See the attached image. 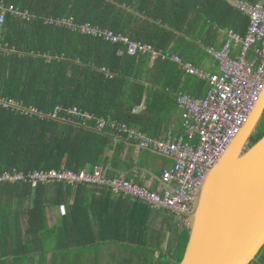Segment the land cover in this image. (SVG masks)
Returning a JSON list of instances; mask_svg holds the SVG:
<instances>
[{
  "label": "trees",
  "instance_id": "trees-1",
  "mask_svg": "<svg viewBox=\"0 0 264 264\" xmlns=\"http://www.w3.org/2000/svg\"><path fill=\"white\" fill-rule=\"evenodd\" d=\"M0 3L7 9L16 8L15 12H7L0 31V95L37 111L24 115L0 107V177L5 173L25 177L22 181L0 182V212L15 207L28 209L25 216L14 213L13 219L9 213H0V251L3 257L46 253L50 249L65 254L75 249L70 241L62 243L68 228L60 231L62 236L57 230H50L46 226V208L73 197L72 208L82 209L85 203L80 194L87 183L72 185L49 180L33 186L29 175L52 170L92 172L96 166H103L111 177L119 167L117 161L121 160L126 144L116 138L126 134H119L108 125L100 132L98 120L128 124L156 139L166 123L163 116L168 114L170 118L176 112L181 91L188 89L195 97H202L208 90L206 82L187 75L171 59L151 55L132 57L126 52L120 55L121 46L84 34L79 27L90 24L110 29L149 43L165 54H174L170 52L174 46V52L186 62L187 52L174 43L172 31L188 19L203 20L204 31L208 25L210 37L197 38L210 47L217 38V27L246 35L250 18L227 0H0ZM69 21L77 29L69 28L65 23ZM186 33L193 34L190 29ZM142 105L144 111L136 114L135 110ZM74 109L78 115L89 114L94 119L85 121L69 113ZM187 134L185 130L184 136ZM263 136L264 130L258 132L252 144ZM50 186L58 192L53 202L49 199ZM189 232L190 229L185 233L180 261ZM51 238H55L51 246L46 245L44 242Z\"/></svg>",
  "mask_w": 264,
  "mask_h": 264
},
{
  "label": "built area",
  "instance_id": "built-area-1",
  "mask_svg": "<svg viewBox=\"0 0 264 264\" xmlns=\"http://www.w3.org/2000/svg\"><path fill=\"white\" fill-rule=\"evenodd\" d=\"M235 6L250 18V25L245 36L230 32L228 42L220 52L216 53L220 62V75L208 74L193 64L185 62L177 54H165L164 51L149 43L116 34L110 29H101L90 24L79 27L84 34L121 46L120 55L126 52L132 57L151 55L164 60L171 59L187 74L208 81L210 89L206 97L197 100L188 95L181 96L180 106L183 110L184 127L188 134L182 135L179 139H173L172 134H169L168 140L152 139L128 124L112 120L108 124L103 119L97 121V130L100 132L104 131L108 125L119 134H128L135 138L138 145H142L141 147L152 148L165 156L172 157L175 163L162 172V181L170 186L171 190L158 194L121 175L109 177L103 166H96L92 172L88 170L81 172L65 170L61 173L56 170L37 171L29 175L33 185L37 186L39 182L45 183L49 180L72 185L102 184L115 191H122L145 200L155 208L190 211L196 194L207 177L208 170L228 151L254 110L264 89V2L250 3L237 0ZM15 11L14 6L7 9L3 3H0V31L6 22L7 12ZM65 23L69 28L77 29L72 21ZM22 106L23 104L14 99L8 100L0 95V107L13 109ZM33 113L37 111L30 109L27 115ZM69 113L78 115L77 109ZM78 116L85 121L94 119V116L89 114ZM24 178L23 174L5 173L0 177V182H16Z\"/></svg>",
  "mask_w": 264,
  "mask_h": 264
},
{
  "label": "crops",
  "instance_id": "crops-1",
  "mask_svg": "<svg viewBox=\"0 0 264 264\" xmlns=\"http://www.w3.org/2000/svg\"><path fill=\"white\" fill-rule=\"evenodd\" d=\"M227 1L235 6L237 0ZM143 18L149 20L147 17ZM203 22L195 17L188 19L179 29L172 31V37L179 49L187 52L186 62L209 73H220L216 53L222 50L229 33L234 30L217 27L215 29L217 38L211 42L213 46L209 47L200 40L206 36L210 37L211 30L207 28V25L204 31ZM188 29L193 33L191 36L186 33ZM174 49L175 47L171 46L170 52L182 58L179 53L174 52ZM206 93L207 91L205 95ZM186 94H192V92L188 89L181 91L178 95L176 112L170 118L168 114L163 116V121L166 123L162 127V133L156 139L165 140L169 134L175 135L183 131L179 129L177 121L178 112L180 115L183 112L180 98ZM144 109L145 106L142 105L135 110V113L139 114ZM116 139L125 141L126 144L123 146L121 160L117 161L119 167L114 175L118 174L128 180H133L157 193H164L169 189L170 186L163 183L161 176L165 168L175 163L172 157L165 156L152 148L136 145L137 140L128 134ZM165 187L167 189L164 191ZM85 188L80 194V198L85 203L82 209L72 208L73 197L66 198L61 205H50L46 208V226L55 232L56 230L63 232L68 228L66 231L68 235L62 236L60 232L62 243L70 241L75 249L65 254L63 251L50 249L46 253L40 252L21 257L19 255L3 257L0 251V264H110L114 262L113 256L118 251L138 256L142 261L140 264H177L180 262L185 233L189 229L186 217L179 215L173 209L152 207L145 200H139L138 197L122 191H115L107 185L87 184ZM48 192L51 202L58 198V192L54 186H50ZM27 210V208L15 207L2 210L0 213H9L10 218L13 219L14 213L25 216L28 213ZM25 221L26 219L21 222L23 230L26 226ZM0 232H2L1 222ZM54 239L51 238L44 243L51 246ZM23 240L26 241L25 238ZM97 253L100 257L96 260ZM259 256L258 262L264 264L263 255L260 258ZM133 262V259L126 261L127 264H133Z\"/></svg>",
  "mask_w": 264,
  "mask_h": 264
},
{
  "label": "water",
  "instance_id": "water-1",
  "mask_svg": "<svg viewBox=\"0 0 264 264\" xmlns=\"http://www.w3.org/2000/svg\"><path fill=\"white\" fill-rule=\"evenodd\" d=\"M264 89L224 156L208 170L188 212L189 241L177 264H253L264 249Z\"/></svg>",
  "mask_w": 264,
  "mask_h": 264
},
{
  "label": "rangeland",
  "instance_id": "rangeland-1",
  "mask_svg": "<svg viewBox=\"0 0 264 264\" xmlns=\"http://www.w3.org/2000/svg\"><path fill=\"white\" fill-rule=\"evenodd\" d=\"M246 1V0H245ZM261 2H264V0H260ZM259 1V2H260ZM241 12V11H240ZM245 15V14H244ZM247 16V15H246ZM250 25V24H249ZM249 28V27H248ZM248 31V30H247ZM235 32V31H234ZM235 33H237V32H235ZM239 34V33H238ZM247 34V33H246ZM241 35V34H240ZM242 36H245V35H242ZM228 40H229V35H228ZM228 40H227V42H228ZM226 42V43H227ZM226 45V44H225ZM224 48V47H223ZM222 48V49H223ZM221 51V50H220ZM220 51H218V52H220ZM217 52V53H218ZM233 57H236L235 55H233ZM217 58V57H216ZM219 61V60H218ZM195 66V65H194ZM219 66H220V62H219ZM196 67V66H195ZM198 69H200V70H202V71H204V72H206V73H208V74H211V75H220L221 74V69H220V73H209V72H207V71H205V70H203V69H201V68H199V67H197ZM186 73V72H185ZM187 74V73H186ZM187 75H189V74H187ZM191 76V75H190ZM194 77V76H193ZM196 78H198V79H200V80H202L203 82H206L207 83V85H208V90H207V93H208V91H209V89H210V85H209V83H208V81H206V80H203L202 78H199V77H196ZM207 93H206V95H207ZM186 95H188V96H190L191 98H193V99H197V100H199V99H202V98H204V97H206V95L205 96H203V97H198V98H196L195 96H193L192 94H186ZM30 109H28V108H26V107H20V108H13V112H16V113H20V114H24V115H27V112L29 111ZM184 118H183V112H182V115H180V113L178 112V121H177V125H178V127H179V129L180 130H183L181 133H177V134H175V135H172V137H173V139H179L182 135H184V131H185V127H184ZM177 125H175L176 126V128H177ZM183 126V127H182ZM184 128V129H183ZM263 130H264V121H263V123H262V125H261V127H260V131L259 132H263ZM169 139V137L167 138V139H165V140H168ZM139 146H142V145H139ZM162 177V176H161ZM42 184H44V183H42ZM34 186V185H33ZM142 186V185H141ZM149 189V188H148ZM167 188L165 187V189H164V191L166 190ZM150 190V189H149ZM168 190H171V187H169V189H167L166 191H168ZM150 191H152V190H150ZM165 191V192H166ZM152 192H154V191H152ZM164 192V193H165ZM155 193H157V192H155ZM164 193H158V194H164ZM172 240H173V238H172ZM171 240V241H172ZM263 255V256H262ZM260 256H262V259L264 260V249L262 250V252H261V254H260ZM260 256H259V258H260ZM100 256H99V254L97 253L96 254V260L99 258ZM130 259H133L134 260V262H133V264H140V262H142V261H140V259H139V257L138 256H135V255H130V254H127V253H125V252H122V251H118V252H116L115 253V255L113 256V260H114V262L113 263H110V264H127L126 263V261H128V260H130ZM259 260V259H258ZM24 264H27V263H24ZM145 264H147V263H145Z\"/></svg>",
  "mask_w": 264,
  "mask_h": 264
},
{
  "label": "flooded vegetation",
  "instance_id": "flooded-vegetation-1",
  "mask_svg": "<svg viewBox=\"0 0 264 264\" xmlns=\"http://www.w3.org/2000/svg\"><path fill=\"white\" fill-rule=\"evenodd\" d=\"M263 121H264V118H263V120H262V122H261V124H260V127H261ZM260 127H259V129H258V132L260 131ZM258 132L256 133V135L258 134ZM256 135H255V136H256ZM255 136H254V137H255ZM254 137H253V139H254ZM253 139H252V141H251V144H252V142H253Z\"/></svg>",
  "mask_w": 264,
  "mask_h": 264
},
{
  "label": "clouds",
  "instance_id": "clouds-1",
  "mask_svg": "<svg viewBox=\"0 0 264 264\" xmlns=\"http://www.w3.org/2000/svg\"><path fill=\"white\" fill-rule=\"evenodd\" d=\"M234 142V141H233ZM138 145V144H137ZM139 146V145H138ZM185 254V253H184ZM182 261V260H181Z\"/></svg>",
  "mask_w": 264,
  "mask_h": 264
}]
</instances>
